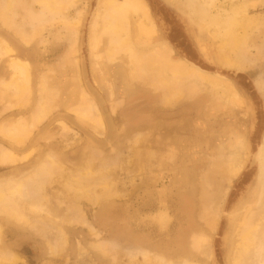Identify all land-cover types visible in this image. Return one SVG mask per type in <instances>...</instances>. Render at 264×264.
I'll use <instances>...</instances> for the list:
<instances>
[{
  "label": "rangeland",
  "instance_id": "374dc122",
  "mask_svg": "<svg viewBox=\"0 0 264 264\" xmlns=\"http://www.w3.org/2000/svg\"><path fill=\"white\" fill-rule=\"evenodd\" d=\"M79 1L86 5L77 34L79 66L66 58L70 42L65 34L67 25L47 23L26 45L15 37V30L0 24V36L16 49L13 55L0 59V78L10 81L14 74L10 62L21 61L29 71L33 93L30 104L22 109H7V97L0 100L1 126L27 119L42 75L60 96L58 107L32 131L33 141L28 143L34 147L31 156L0 165V186L31 173L47 152L59 166L56 164L51 177H41L38 184L31 182L27 187L31 196L23 199L47 202L46 210L31 213L27 202H19L20 212L33 223L17 224L0 210V247L14 258L0 264H164L158 256L179 264H230L233 219L253 197L262 172V159L255 154L264 147V93L257 85L264 79V25L243 45L245 57L257 63L228 66L218 56L219 38L199 29L184 8L168 0H143L155 23L156 42L165 43L174 60L182 59L218 81H226L241 97L237 109L212 112L207 90L183 94L176 104L165 105L157 90L128 79L122 63H110L103 51L92 50L88 27L98 0H76L77 4L66 10L69 17L81 8ZM256 1L244 9V15L264 21V0ZM231 2L236 0H214L212 12ZM32 8L39 10L40 6L33 3ZM81 85L90 98L97 95L110 111L116 138L109 144L106 131L103 136L95 134L91 123L69 112ZM59 119L71 131L61 130ZM135 137L145 141L141 140L143 145L137 151L132 145ZM237 137L244 140L247 157L240 172L226 181L220 174L225 159L222 151ZM0 144L16 148L2 135ZM86 168L90 173L84 176ZM205 178L216 192L228 188L223 200L212 198ZM78 180L90 193L76 189ZM201 238L205 248L191 245L198 239L202 242ZM137 252L147 254L132 257Z\"/></svg>",
  "mask_w": 264,
  "mask_h": 264
},
{
  "label": "bare ground",
  "instance_id": "6f19581e",
  "mask_svg": "<svg viewBox=\"0 0 264 264\" xmlns=\"http://www.w3.org/2000/svg\"><path fill=\"white\" fill-rule=\"evenodd\" d=\"M168 1L175 2L184 8V11L192 16L194 24L199 29L209 32L213 38H219L217 51L223 64L240 66L246 63L247 66L249 63H257L256 60H253V62L248 60L243 50V45L249 36L264 25L263 20L244 15V9L254 0H236V2H231L227 8H219L215 12H212L214 0H183L184 3L181 0ZM33 3H38L40 8L37 9L39 10L32 8ZM75 3L76 0H0V24L15 30L17 35L15 37L26 45L31 44L33 38L39 34L40 28L45 27L44 25L47 23L50 25L61 22L63 25H67L65 34L69 36L70 42L66 58L70 63L73 61L77 64L78 26L81 24L86 5L84 1L83 4L80 2L82 6L81 8L77 7V10L75 9L76 15L69 17L66 10ZM17 18H20L22 23L19 22L20 20L17 21ZM89 22L88 46L92 50L103 51L106 60L110 63H122L127 68L128 79L138 85L150 87L154 91L157 90L165 105L176 104L183 94L192 95L198 90L205 89L207 90L206 93H209L212 97V103L209 105L212 112H218L226 108L237 109L241 106V97L232 89L230 84L223 80V82H220L221 79L218 81L214 76L195 68L182 59L174 60L171 49L165 43L156 42L154 36L156 34L155 23L143 0H98ZM195 33L197 32L195 31ZM41 38L45 39L46 37L41 36ZM15 51L14 45L0 36V59L13 55ZM10 65L14 72L13 78L10 81H6L4 76L0 78V100L7 97L5 99L7 109L9 107L22 109L28 106L32 99L31 78L27 67L21 61L12 60ZM47 78L42 75L37 83L35 89L36 101L27 119L12 120L6 126H1L3 122L0 124V135L8 138L16 146L13 149L0 146V165L2 163L15 164L27 159L34 152V147L28 145L33 141L30 138L32 131L42 124L60 103L59 90L51 87ZM93 83L95 84V82ZM257 85L264 93V79H260ZM81 86L80 88L77 86L76 101L68 107L69 112L75 113L80 119L91 123L95 134L101 135L102 132L106 131L105 141L109 144L116 138V130L113 124L114 121L111 120L110 111L104 108L97 95L90 98V94L87 92L88 89L85 90L84 86ZM3 109L5 108L3 107ZM59 120L58 125H60L61 130L63 128V130L71 131L64 121ZM141 140H143L142 137L141 139L137 137L132 139V145H135L134 150L143 145ZM19 146H24V148L19 150L17 149ZM16 151L22 152V154H17ZM222 154L225 159L220 165V174L226 181H230L240 172L247 157L244 140L241 137L231 139L228 145L223 148ZM43 156V159L39 160L33 167L31 173L0 186V210L5 213L6 218H11L17 224H30L32 221L29 216L25 217L20 212L21 207L19 205V202L25 196H28L27 194L30 195L27 189L28 185L31 182L38 184L41 177L45 179L51 177L54 167H56L57 162L49 152ZM255 156L262 159V172L253 197L239 208L236 217L233 219L230 264H264V147H261ZM134 161L135 158L132 162L127 160L129 164L130 162L134 163ZM137 161L135 163L138 164ZM139 167H142V162L139 163ZM89 169H84L82 175L87 176L90 173ZM82 175L81 177H84ZM79 180L75 183L76 189L82 191V193H90V189L85 188L82 181ZM83 181L85 180L83 179ZM205 185L212 190V198L215 196L217 201H220L218 198L224 199L228 190L227 187H223L216 192L210 180L206 178ZM106 190L109 191V189ZM95 193L97 194V191ZM27 200L23 201L27 202L31 213L46 210L44 204L47 202L42 204L32 202L30 198L29 201ZM106 208L109 207L106 206ZM47 212L49 214L53 213L48 209ZM209 214L212 215V213ZM212 226H214L213 222L210 224V227ZM196 238L199 237L196 236ZM198 241L191 242L194 243L191 245L206 247L204 239H202V242H200V239ZM206 250L203 251L209 256L210 251H208L209 249ZM146 254L147 252H137L132 254V257L139 255L140 258H143ZM158 257L164 264H179L166 262L163 257ZM9 258H13V256L7 254L0 247V261Z\"/></svg>",
  "mask_w": 264,
  "mask_h": 264
}]
</instances>
